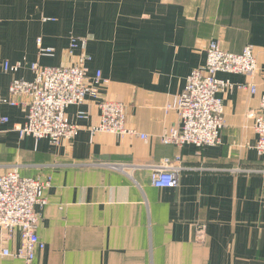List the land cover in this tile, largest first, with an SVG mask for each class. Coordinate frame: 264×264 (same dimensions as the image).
Returning <instances> with one entry per match:
<instances>
[{"label": "crops", "instance_id": "1", "mask_svg": "<svg viewBox=\"0 0 264 264\" xmlns=\"http://www.w3.org/2000/svg\"><path fill=\"white\" fill-rule=\"evenodd\" d=\"M71 36L87 38L89 75L106 82L97 98L68 107L80 126L72 141L21 137L28 98H9L14 78L32 80L30 63L70 64ZM38 38L53 47L39 55ZM216 40L229 52L252 45L257 91L243 74L220 72L225 126L214 146L182 147L160 135L181 125L167 110ZM78 49L76 53H80ZM6 61H22L4 71ZM264 95V0H0V173L52 177L37 232L46 248L37 264H264V157L255 148L254 113ZM102 100L124 103L126 125L139 135L92 133ZM78 110L87 112L77 118ZM4 117L8 121L3 122ZM181 158L177 187L152 184L153 167ZM262 171L236 172L234 169ZM205 224L204 233L197 225ZM6 245H21L18 231ZM1 250V247H0ZM0 264H21L0 253Z\"/></svg>", "mask_w": 264, "mask_h": 264}, {"label": "built area", "instance_id": "2", "mask_svg": "<svg viewBox=\"0 0 264 264\" xmlns=\"http://www.w3.org/2000/svg\"><path fill=\"white\" fill-rule=\"evenodd\" d=\"M87 38L71 36L68 54L74 56L72 63L59 66L42 65L38 61L30 63L34 72L32 80L14 78L9 85V98L3 102L12 105L18 103L17 97L28 98V109L25 122L16 127L19 135L33 136L35 139H48L52 144L72 141L79 133L81 126L70 119L68 107L81 105L88 97L97 98L100 88L106 80L101 70L89 75L88 63L92 59L86 50ZM39 55L53 56V47H45L42 38H38ZM81 49L80 53H76ZM22 61L3 65L4 71H19ZM260 70L259 62L252 45L246 46L242 52L235 53L224 50L220 43L211 40L207 47L206 62L203 66L191 71L186 79L183 91L173 102L166 106L167 110H176L181 118L180 126H173L164 131L160 138L163 142L173 143L180 147L193 144L202 148L214 146L221 142V132L225 122V93L235 86L230 79L220 78L218 73H238L247 77V81L238 86L257 91L254 78ZM100 121L90 127L92 133L109 132L118 135H139L147 139L146 133H140L126 125L125 105L119 101L102 100ZM87 112L78 110L77 118H86ZM8 121L7 117L2 119ZM254 128L258 134L255 148L264 157V95L260 107L254 113ZM181 158H164L153 167L151 180L158 188L177 187L179 173L185 166ZM236 172L262 171L257 169H234ZM52 184V177L23 176L13 168L0 173V253L14 256L21 264H37V251L46 248L45 242L37 232L41 217L39 207L47 204L46 191ZM205 224L197 225L198 232L203 235ZM18 231L21 245L11 250L6 245L8 238Z\"/></svg>", "mask_w": 264, "mask_h": 264}]
</instances>
